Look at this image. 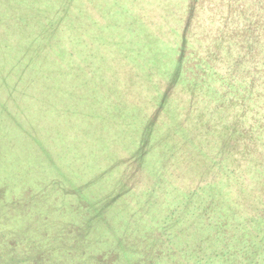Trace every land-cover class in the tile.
<instances>
[{"label": "trees", "instance_id": "trees-1", "mask_svg": "<svg viewBox=\"0 0 264 264\" xmlns=\"http://www.w3.org/2000/svg\"><path fill=\"white\" fill-rule=\"evenodd\" d=\"M73 4L0 0V264H264V0Z\"/></svg>", "mask_w": 264, "mask_h": 264}, {"label": "rangeland", "instance_id": "rangeland-1", "mask_svg": "<svg viewBox=\"0 0 264 264\" xmlns=\"http://www.w3.org/2000/svg\"><path fill=\"white\" fill-rule=\"evenodd\" d=\"M36 1L41 2L43 0H36ZM77 1L79 2L78 4L76 3ZM14 2H16V0H14ZM69 2L71 3V0H69ZM101 2H102V0H72V3H74L72 5L74 13L72 14L71 20H73V22H75V23H85V21L90 22L92 29L90 31H88L89 33L96 31V29H99L100 31H104L101 29L102 25L97 26V24H103L106 26L109 25V22L112 19V17L110 18L109 12L113 13V11H115V8L112 6H108V5H106L107 8L105 6H103L104 9L100 8V5H102ZM80 3H81V5H80ZM112 4H114V3H112ZM19 5L21 6L20 2H19ZM17 9H18V7H15V10H17ZM45 9H47V7ZM20 15H22V13H20ZM20 15H17L16 13H14V18L16 19ZM95 16H98V18L96 19ZM15 21H17L18 23L15 22V23L10 24V27H11L10 29L17 35V32L20 28V25L25 24V21H28V19L23 20L19 17ZM19 32L21 33V30H19ZM16 38H17V36H16ZM6 46L9 49L12 48L11 45H6ZM95 53H99V50L96 49ZM1 57H3V56H1ZM95 65L102 67V69L104 70L105 69L104 58L99 57V59H97V62H95ZM112 83H113V80H110V84H112ZM32 91H34V90L32 89ZM1 111H2V109H1V105H0V113H1ZM142 128L143 127L141 125L139 130H142ZM17 134H19L18 129L13 128L9 132V130H5V129L1 128V126H0V181L8 180L10 178L15 182L14 186H16V188L17 187L19 188L20 186H22L20 184L21 181L25 180L27 182L25 187L27 188L28 183H29L28 187H30L32 185L31 181L33 179V175H30L28 178L24 179L25 172L21 171L19 169V163H21L20 164L21 166H25L22 163L25 162V159H29V157H31L32 154L27 155V153H26L27 149L23 150L24 143H21V141H19V140L16 141V140L12 139L13 137H15L14 135H17ZM111 141L112 140L109 136L102 138L101 141H99V143L97 145H95L96 147L93 148L94 151L98 152L101 149H103L105 151L106 157L107 156L114 157V153H116L115 150L119 151V148L113 149L111 147ZM9 145L12 146L11 149H9ZM98 160H99V158L97 157V162H98ZM97 165H102V163L101 162L96 163L95 166L92 167L94 169V171H98L96 168ZM123 172H124V170H123ZM116 174H117V172L114 173V172L110 171L109 180H111ZM28 190L30 192L34 193L33 188H30ZM17 211L18 210H15V212H17ZM23 228H27L29 230V233H30L34 227L32 225H27ZM0 231H5V232L13 234L15 230H14L13 225L11 226L10 223H6L3 226V222H2L0 225Z\"/></svg>", "mask_w": 264, "mask_h": 264}]
</instances>
